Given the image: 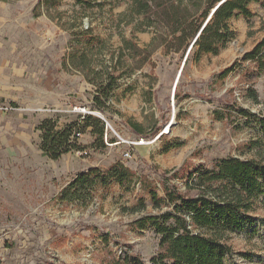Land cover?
<instances>
[{"label":"rangeland","instance_id":"374dc122","mask_svg":"<svg viewBox=\"0 0 264 264\" xmlns=\"http://www.w3.org/2000/svg\"><path fill=\"white\" fill-rule=\"evenodd\" d=\"M43 2L0 0V264H111L126 252L149 262L160 237L131 224L172 207L156 208L140 177L164 198L163 185L185 192L191 174L222 160H264L263 126L233 109L264 114V74L245 57L264 39V8L253 3V18L232 19L235 38L196 63L160 48L145 53L153 34L132 33L128 4L59 0L47 10ZM90 26L101 48L79 44ZM112 75L107 98L101 86ZM49 121L57 130L79 125L71 140L81 150L46 155L40 128ZM117 163L136 177L61 200L80 173ZM258 203L253 222L231 235L227 264H264V195Z\"/></svg>","mask_w":264,"mask_h":264},{"label":"trees","instance_id":"16d2710c","mask_svg":"<svg viewBox=\"0 0 264 264\" xmlns=\"http://www.w3.org/2000/svg\"><path fill=\"white\" fill-rule=\"evenodd\" d=\"M86 7L104 4L97 0H81ZM109 1V0H105ZM114 0H112L113 2ZM116 4H128L125 15L128 24L134 23L132 33L151 32L149 48L162 49L166 54L177 53L199 63L205 56H218L236 36L230 26L237 17L253 18V3L264 8V0H116ZM44 8L59 5V0H44ZM214 13L211 17V14ZM211 17V19H210ZM84 45L95 43L104 46L99 36L88 27L79 33ZM196 40V41H195ZM195 43L193 44V42ZM246 59L255 62L258 73L264 74V39L259 41L253 51L246 53ZM227 70L225 73H227ZM116 77L110 76L106 86H101L102 94L109 97L116 83ZM100 89V90H101ZM178 97V95H177ZM258 101L253 92L251 96ZM234 111L248 121L257 118L264 128V114H253L250 110L234 106ZM73 124L57 130L52 122L41 126L43 131V150L53 160L73 151H80L77 143L72 142L73 135L83 133ZM134 132L143 135V131L132 124ZM264 134V132H263ZM264 139V135H263ZM136 173L117 163L108 172L102 173L93 168L80 173L62 193V201H81L85 192L95 187L107 189L117 183L123 185L132 181ZM187 190L179 191L173 185L162 186L165 197L158 195V188L146 176L140 177L141 188L149 194L156 208L162 205L172 207L156 215H147L131 225L144 229L150 225L160 237L159 253L149 262L141 256L124 253L111 264H227L226 258L233 255L230 237L235 232L246 229L253 222L249 213L256 210L259 198L264 195V160H241L232 158L222 160L212 170L196 171L189 176ZM191 182V183H190ZM190 183V184H189ZM191 191H195L193 195ZM88 195V194H87ZM146 207L145 199L141 198ZM247 259L253 256L244 255Z\"/></svg>","mask_w":264,"mask_h":264},{"label":"built area","instance_id":"2783aa9c","mask_svg":"<svg viewBox=\"0 0 264 264\" xmlns=\"http://www.w3.org/2000/svg\"><path fill=\"white\" fill-rule=\"evenodd\" d=\"M145 144H146L145 141L140 140L139 142H137L136 145L141 146V145H145ZM125 157H126V158H130V153H126V154H125Z\"/></svg>","mask_w":264,"mask_h":264},{"label":"water","instance_id":"95a60500","mask_svg":"<svg viewBox=\"0 0 264 264\" xmlns=\"http://www.w3.org/2000/svg\"><path fill=\"white\" fill-rule=\"evenodd\" d=\"M224 1H226V0H224ZM213 13H214V10H213V12H212V14H211V17H212V15H213ZM211 17H210V19H211ZM195 41H196V40H195ZM195 41L193 42V44L195 43ZM191 49H192V47L189 49V51H188V53H187V57L189 56Z\"/></svg>","mask_w":264,"mask_h":264},{"label":"crops","instance_id":"0c3cea01","mask_svg":"<svg viewBox=\"0 0 264 264\" xmlns=\"http://www.w3.org/2000/svg\"><path fill=\"white\" fill-rule=\"evenodd\" d=\"M231 22V21H230Z\"/></svg>","mask_w":264,"mask_h":264}]
</instances>
